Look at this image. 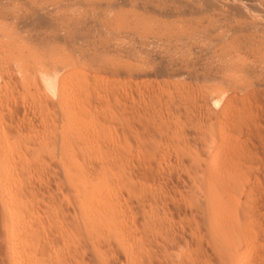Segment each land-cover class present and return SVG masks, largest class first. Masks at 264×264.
I'll use <instances>...</instances> for the list:
<instances>
[{"label": "rangeland", "instance_id": "rangeland-1", "mask_svg": "<svg viewBox=\"0 0 264 264\" xmlns=\"http://www.w3.org/2000/svg\"><path fill=\"white\" fill-rule=\"evenodd\" d=\"M95 15H97L98 17L97 19L94 17ZM117 15L119 16L114 17ZM112 17L113 19L115 18V20L112 19V22L108 23L106 26L101 25L102 23L99 22L101 21L100 19L105 20ZM90 18H93L91 19L92 21L90 20ZM116 18L119 19L116 20ZM85 19H87L88 25L84 24L86 23ZM119 20L122 21L123 23L120 22ZM88 21L90 22L88 23ZM93 24H98V25L96 26ZM112 24H114V26ZM82 25H84V27H82ZM7 26L9 28H13L14 30H16L17 28L19 29L14 31L15 35L14 32L10 34L11 32L9 33L8 31H6L8 29ZM86 26H88V29ZM90 27L94 29V31ZM133 27H135L137 30L135 28L134 30ZM109 28L110 29L112 28L111 31H109L110 30ZM128 30L129 32H127ZM108 34H110V36ZM12 36L14 37L12 38ZM263 39H264V0H0V132L2 131L5 124V117H4L5 107L12 98H16V100L18 101L19 111H22L24 109L23 104L24 107L26 105L27 107L31 106L32 99L30 96H32L31 95L32 93H30V95L28 94L29 91H31V89L33 90V86H36L35 84H37V82L38 83L40 82L41 79L40 71L41 72L47 71L46 74L52 75L53 84L59 83L57 85L58 87L56 86V84L54 85L52 84L53 91H56L57 89L58 90L64 89L65 91L73 93L76 90L77 85H81L82 82L80 80L82 79L83 80L82 85L85 84L84 85L85 87H89L91 88L90 91H93V93L91 92L92 93L91 98L93 99V101L98 100L97 96L100 94L99 95L100 99L98 100L100 101L99 103L101 104L100 107L98 103V107H95L89 114L88 113L86 114L84 112V115H81L80 117L81 119L79 118L78 120L79 122L77 121L79 126L75 125L76 122L74 123V126H78L79 130L85 129L84 131L86 130L90 131L95 129L97 125H99L102 122L103 117H105L106 115L105 114L106 111H108L107 114L109 113V110L105 106V103L102 102L105 101V99H107V98L104 99V95L105 97H107L106 96L107 94L109 96L116 94V96L124 97L125 94L128 93V90L131 89V87L129 86H132V84L134 87L137 86L138 88L140 87L141 90L143 89V91L147 90L152 92L156 89L160 90L161 86L163 88L166 85L164 84L166 83V81H171V82L173 81V83H175L176 86L178 84L177 86L178 88L182 86V84L190 83V85L191 84L193 85L192 86L193 88L192 87L191 88L192 91H194V93L196 94V95L194 94L196 96L195 97L196 99L194 98V101L197 100V104L195 105L193 104V106H191L192 108H190L193 110L191 111L188 109V111L191 112L195 111L193 112V114L197 116H200L204 112L203 116L205 118H208L209 122L211 120H214L211 121L212 124L213 122L214 124H216L222 121L225 123V126L227 127L224 134L223 148H221V156L218 160V163L220 162L221 164L226 163L229 166V168H225L226 175L223 178L224 183L231 187H236L237 184L242 186L243 187L242 194L241 192L238 191L237 196L241 194L243 197L242 196L239 197L243 199L250 198L249 200L251 201L253 200V202L255 201L254 203H256L257 206H259L258 207L259 210L257 209V212H259L258 214L260 216L261 224L255 227L257 237H256V241L254 242L252 241V242L258 249V255L254 259L255 263L264 264V258H263L264 257V40ZM134 44L137 46H135ZM140 45L142 46V48ZM124 46H132L133 48L135 47V51L137 53L136 55H138V57H140L139 55H141V57L148 55L151 56V58L154 56L150 60V62H152V60L154 61V59L155 61L159 59L158 63L160 64V66L161 65L164 66V64L166 65V63L173 64L174 62L175 63L174 65H177L179 63V65H177V69L175 68L176 71L174 70V74L176 72V75L171 76L166 73H163L160 75L159 74L156 75V77L155 76L152 77L153 75L152 76L149 75L148 78L147 77L144 78L142 76L140 77L139 75L137 76V74H133V73H131L132 74L131 75L129 71H127L126 69H117V67L114 65V63H116L115 59H117L116 58L117 56L119 57L118 50ZM104 49L107 50L104 51ZM43 51L44 53L45 52L47 53L44 54ZM106 51L108 52L110 51L109 53L112 55H114L115 53L118 54L117 55L115 54L116 56L114 55L115 56L114 58H110L109 54H107ZM99 52H100L99 56H101L100 57L101 59H99V56L97 55L99 54ZM91 53L93 57H95V59H93ZM55 54L57 55V57ZM104 54L108 57L106 58ZM70 59L71 62L69 64ZM105 59L107 62H105ZM110 59L111 61H113V64H111L112 62L110 61ZM171 60H173V62ZM35 61L36 63L39 62L40 65L39 63L36 64ZM40 61L43 62V65L42 62ZM23 63L24 65H22ZM31 63L33 66L35 65L36 67L31 66ZM73 63L75 64V67L72 68L71 64ZM109 63L110 65L106 67ZM185 63L187 64L185 65ZM49 64L51 65L48 66ZM100 64L101 65L103 64V66H101L102 68L99 67ZM181 64L183 65L180 66ZM38 65L39 66L42 65V67H39ZM46 65L48 66V68ZM68 65H70L71 67ZM112 65L116 69L113 68ZM221 66L222 67L224 66L225 68L223 67L224 68L223 69ZM37 67L41 69L38 71ZM66 67H68V69H66ZM81 68L85 69V72L87 73L85 76H84L85 72H83L84 74L81 75L82 73ZM99 68L101 69V72H99L100 71ZM109 68H111V70ZM48 70H52V71L48 73ZM78 70H80V72H78ZM209 71L212 73L211 74L212 76L209 75L210 74ZM32 73H35V75L37 74V76H35ZM203 73L208 74L209 77L206 74H204L203 76ZM32 75L35 78L37 77L36 78L37 80ZM28 76H32L33 78L30 77L32 78V80L29 79ZM54 76L55 78H57L55 80L56 82H54L55 79ZM85 78L86 79L88 78L87 81H85ZM33 79H35L36 83L33 81ZM88 82H90V85L93 84L92 87L89 86ZM107 83L108 85L106 86ZM220 85L228 92L227 93L228 96L226 95L227 97L224 100L220 101L219 104H217L213 100L207 103L209 106L203 103L204 97L205 99L209 98V93L215 88L214 86L220 87ZM97 86L99 89L97 88ZM112 87H114V89ZM124 87L125 88L128 87L127 88L128 90H126ZM109 88H112L113 90L112 89L109 90ZM118 88L119 89L121 88L120 91L118 90ZM93 89H95V91ZM116 90L117 93L119 94L116 93ZM34 91L35 88L31 92ZM50 91L48 90L52 99H56L55 94L52 93L53 91L52 92ZM109 91L111 92L110 94ZM26 94L27 96H25ZM101 96L103 98H101ZM183 96L185 97V95L182 94L180 98H182ZM231 97L233 98V100ZM176 98L179 99V95H176ZM24 99H26L25 103H22ZM200 99L202 101H200ZM232 101L233 104L235 103L234 105L232 104ZM236 101L238 102L240 101L241 105L238 104V102ZM226 103L228 104L225 105ZM242 103L243 104L245 103L246 105L245 104L243 105ZM199 104H201V106ZM229 104L230 105L232 104V107L229 106ZM238 105H240L241 107ZM202 106H204V108ZM224 106L229 107L227 109L228 114H226L227 111L225 113H221L219 111ZM97 108L102 110L100 111ZM203 109L204 111L202 112ZM182 110H183L182 114L184 113V115L181 116V114L179 113ZM206 110L208 112L209 110L210 111L212 110L213 112L212 113L209 112V114L211 113V117L213 114V118L216 115L215 116L216 119L215 118L213 119L210 116H208L207 115L208 112ZM215 110H216V114H214ZM217 112L219 115L217 114ZM185 113L186 111L184 109H180L177 114L180 115L182 119H184ZM222 119H224L225 121ZM237 120L240 122L242 121L245 125L244 127L242 126V129L235 131L232 129L233 126L232 124H234L235 121L237 122ZM106 122L107 124L105 123L106 124L105 129L107 130H104V132H102V134L99 135V137L97 138L99 140L95 138V141H93V142H97V144L100 143L102 147L110 146L109 144L113 142L112 138L114 139L115 136V134L111 133L112 132V128H110L111 124H108L111 123V121L108 122L107 120ZM227 125H230L231 128L230 126ZM72 126L71 127L67 126L64 131L67 130L68 132H70ZM200 143L202 144L203 142ZM202 149H203L202 151H204L205 149L204 156L209 157L211 155V153L208 150V146H203ZM49 155L50 154L45 155V159H44L45 162H43L45 163V165L42 166L43 163H41V165L39 166V164L33 163L34 165L36 164V166L38 165L39 167L33 165H28V166L26 165L24 167L19 157L8 156L9 159L8 158L6 159L7 161L6 165H8L7 168L10 169L12 168L13 171L16 168L18 170L20 168H35L36 170L33 169L28 172L31 173L33 171L34 174H36L35 171H37V168L41 167L40 168L41 172L37 174V176H35L34 174L33 176L31 175L33 180L32 185L34 187L30 186L29 184L30 182H28L27 179L25 180L24 176L22 178L20 176V178L23 181V184L25 186L27 185L26 187H28L29 184L30 189L29 187L28 189L24 187L21 193L22 195L20 194L19 196L17 195L18 198L14 199L16 201L12 200L9 202L10 206L11 204L15 205V202L16 204H18L19 202V206L18 205L17 206L18 207L23 206V208H20L22 211L26 210V212L24 211V213H26L24 216H26L27 218L23 216V218L25 219L22 222L28 224L29 226L28 225L27 226L32 231L34 229V232L36 231L35 232L36 236L38 234V237H36L34 233H31V237H29V239L32 241V239L34 240L35 238V244L33 245L34 249L36 248L37 250L40 247V243L41 246L44 247V248L40 247L38 249L37 257L40 256L41 259L42 258L41 256L43 255V258H45L46 261H48L47 264H50L51 261L49 260H51V258H48L49 257L48 254L50 253V250L52 249L50 254H52L51 256H53L54 252L52 251L57 249V247L58 249L59 247H61L59 250L58 249L55 250V254H60L61 252H64L65 255L67 256L65 258V261H67L68 264H143V262L145 264L146 262L144 261V259L146 258L144 257H146V255H144L143 253L145 252L144 251L145 242H144V233L142 232L143 219L141 218L142 217L141 214H139L138 216L137 212L139 211L137 210L139 209V207L137 202L132 200L133 197L131 198L132 204L130 203V205L131 207L136 205V207L138 208L135 209V206L132 207V209L134 208L135 210L134 212L136 213L133 214V216L135 217V218L133 217L135 219L133 221L134 222L133 224L136 230L138 228H141V231L138 229L139 232L138 231L136 232L134 227H131V229H129L131 230L130 231L131 234H130L128 232L129 231L128 229L126 231L125 229L122 228L121 230L122 235L123 232L125 231L126 232L124 233V235H126L127 233L129 235L128 234L127 236L123 235L124 238H122L121 241H120V237L118 236L114 237V235L111 236L102 235L103 237L102 236L98 237L94 235L95 239L93 238V240H90L91 238L90 236H88L89 235L88 232L90 231V228L84 229L85 226L81 220L82 217L80 214V210H78V207L75 203L74 185L70 184L71 182H69L67 176H65V172L63 171L62 167L58 162L57 159L58 157L54 158L53 155L50 156ZM107 158L108 159L110 158L109 154L107 155ZM78 160H79L78 161L79 166L77 165V167L79 168V179H80L79 189L83 188L84 186L87 187V191H88L87 202H89L90 200L89 203L91 204L92 203L100 204L107 208L110 207L112 203L111 191H110V185L112 184L111 168H108L106 166H104L103 168L101 165H98L97 163H94L96 165L90 167L89 165L91 164V162H97V158L96 157L94 158L93 155H90L89 152L82 154L79 153ZM51 163L53 165H51ZM74 165L72 168H76V166ZM42 167L45 168V170H43ZM135 169L138 170V168ZM164 169L165 171L168 170L171 171L172 174L174 173L173 176L175 177L172 178L173 180L172 179L168 180L167 178L165 180V177H160L161 180L158 179L156 181H152L153 187H155V189L157 188L159 192L162 191L165 192V190L170 191L167 192L169 194L171 193L170 194L171 198L174 197L173 200L181 204L187 202V200L195 201V200H205L207 198L208 196L207 189L206 187L204 188L203 185H201L200 187H193L190 189V187L188 185L185 186V184L181 180L179 181L177 180L176 171L179 169L181 174V172L184 170L183 172L185 174L187 172L186 170L187 168H183V169L164 168ZM188 169L193 170L192 168H188ZM25 170L26 169H24V171ZM47 179L49 180V182H47L48 181ZM139 180L140 179L138 178V181L136 179L134 182L137 185H139ZM15 181L11 180L10 185L8 184V187H6L7 189L9 188V192L15 191L16 185L18 183ZM26 181L28 182V184ZM172 181H174V183H172ZM92 183L95 184L96 186L95 185L92 186ZM136 184L134 185L135 187L137 186ZM37 186L39 188H37ZM161 189L164 190L160 191ZM29 190L31 192H29ZM4 192L5 189L4 191L0 189V264H12V257L14 254L11 251V244L13 243L12 245H15L14 250L15 252L17 251L16 253H18L20 250H22L21 246L24 247V243H22V241L27 242L28 239L26 238L28 236L23 231V229L26 227L25 224H24L25 227L23 229L18 228L20 226L19 224V226L17 225L16 226L17 228H15L17 232H15L16 230H13L10 232L11 234L9 233L8 226L10 225V220L8 215H6L7 212L4 206L5 201L2 198L3 197L2 194ZM122 193L123 195L126 196L125 187H122ZM13 195L14 194L11 195L12 198ZM26 195L27 197L25 198ZM177 198L178 201H176ZM12 202H14V204ZM11 207L13 208V206ZM48 207L49 210L47 209L46 211L45 209ZM30 210H32V212ZM174 210L173 213L175 216L174 215L171 216L173 220L170 217V223L172 221L178 222L180 220L179 217H181L180 215L177 214L178 211L177 210L174 211ZM54 211L55 213L57 212V214H54L53 213ZM38 214L40 220L38 219ZM52 214L56 216L60 215V217L53 218V216H51ZM57 219L60 220L62 225H58L59 222H56ZM126 220L129 222V219ZM77 221L79 222V231L73 229V227H75V224H78ZM136 221L138 226L140 225L139 227H136L135 225ZM38 222L39 224H37ZM23 223L21 224L23 225ZM22 225L20 228H22ZM60 227L63 228V230H61ZM20 230L23 231L24 234L21 233ZM65 230L72 231L73 235L72 234L71 235L74 238L76 237V240L79 239V241L73 240L74 242L73 244L71 239H69L68 235L67 236L63 235V234H67V231L65 232ZM59 231H61V233ZM133 231H135L137 234ZM18 233L19 234L21 233L20 235L23 236L22 239H20L21 236H19ZM134 234L136 235V237H134L135 236ZM139 234H141L142 236ZM24 235L27 237L25 238ZM96 237L98 238L96 239ZM116 237H118L119 239ZM126 237L128 240L126 239ZM142 237L143 239H140ZM62 239L63 242L61 241ZM33 242L34 241H32V243ZM61 242L64 244H62ZM124 243H125V247L124 245H122ZM248 243H250L248 239L245 238L240 239L239 248L241 249V251ZM72 245L74 249L72 248ZM19 247H21L20 250ZM65 247H69V248H65ZM64 249L65 250L67 249L66 250L67 252H65ZM155 249L156 248H154V250ZM184 249L185 250L182 251L180 250L182 253L181 256L179 255L180 252H178V254L177 253L175 254V257L178 258V256H180V258L182 257L185 258L186 255L188 257V255H190V252H188L189 253L188 254L185 251H189V250L186 248ZM207 249L208 251L206 250V252L202 253L203 258L204 256H206L205 258L212 260L213 264H217L218 257H217V253L215 252L216 250H213V248L210 246ZM154 252H156L155 253L156 255L151 252L152 254L151 258L153 259L152 260L153 262H156V260L158 259V255L161 251L155 250ZM67 253L70 256H68ZM65 261L62 262L64 264H67ZM21 264H28V263L26 260H24V262H22Z\"/></svg>", "mask_w": 264, "mask_h": 264}, {"label": "bare ground", "instance_id": "bare-ground-1", "mask_svg": "<svg viewBox=\"0 0 264 264\" xmlns=\"http://www.w3.org/2000/svg\"><path fill=\"white\" fill-rule=\"evenodd\" d=\"M94 14H96V13H94ZM118 16L119 15L114 16V17H118ZM94 17L96 19L98 18L97 15H95ZM93 18H90V20ZM112 19H113V17L109 18V19H105V20L100 19L101 21H99V22L102 23L101 25L106 26L108 23L112 22ZM117 19H119V18H116V20ZM85 20H86L85 21L86 23H84V22L83 23L88 25L87 19H85ZM113 20H115V18ZM119 21H116V22H119ZM89 22L90 21H88V23ZM120 22H122V21H120ZM98 24H93V25L97 26ZM112 25L114 26V24H112ZM130 25H131V23H130ZM130 25H128V26H130ZM133 25H134V23H133ZM109 26H110V24H109ZM10 27H11V25H10ZM25 27H23V28H25ZM82 27H84V25H82ZM86 27L88 29V26H86ZM134 28L135 27H133V29ZM17 29H19V28H17ZM105 29H104V31H105ZM111 29L109 31H111ZM16 30L8 27V29L6 31H8L9 33L11 32L10 34H12ZM92 30L94 31V29H92ZM101 31H102V28H101ZM127 32H129V30ZM3 35H4V33H3ZM14 35H15V32H14ZM108 35L110 36V34H108ZM13 37L14 36H12V38ZM135 46H137V45H135ZM141 48H142V46H141ZM101 50H102V48H101ZM101 50H100V52H101ZM105 50H107V49H104V51ZM118 51H119V57L118 56L116 57L117 58V59H115L116 63H114V65L117 67V69H126L127 71H129L130 74L131 73L137 74V76L139 75L140 77L142 76L144 78L145 77L148 78L149 75L150 76L153 75L152 77H154V76L156 77V75H158V74L160 75L163 73H166V74L171 75V76L176 75V72L174 74V70L176 71L177 65H179L178 62H177L178 64L176 63L177 65H174L175 63L173 62V60H171L173 62V64L168 63L169 64L168 65L166 63V65L164 64V66L163 65L160 66V64L158 63L159 59H157V61H155V59H154V61L152 60V62H150V60L154 56L151 58V56H148V55H145L143 57H141V55H139L140 57H138V55H136L137 53L135 51V47L133 48L132 46H124L121 49H119ZM100 52H99V54H97L98 56L100 55ZM109 52L106 51V53L109 54L110 58H114L118 54V53L117 54L115 53L116 55L114 54L115 55L114 56V55L110 54ZM38 53H39V51H38ZM43 53H44V51H43ZM45 53H47V52H45ZM91 55H92V53H91ZM65 56H66V54H65ZM72 56H74V55H72ZM105 56H103V57H105ZM56 57H57V55H56ZM56 57H54V58H56ZM92 57H93V55H92ZM100 57L101 56H99V59H101ZM107 57L108 56H106V58ZM156 57H158V56H156ZM71 59L69 60V64L71 62ZM93 59H95V57H93ZM90 60H91V58H90ZM36 61H38V60H36ZM36 61H35V63H36ZM110 61H111V59H110ZM206 61H205V63H206ZM209 61H211V60H209ZM40 62H42V61H40ZM72 62H73V60H72ZM102 62H103V60H102ZM105 62H107L106 59H105ZM111 62H112L111 64H113V61H111ZM182 62H184V61H182ZM202 62H204V61H202ZM38 63H36V64H38ZM47 63H48V61H47ZM44 64H45V62H44ZM83 64H84V62H83ZM103 64L102 65L100 64L99 67L103 66ZM105 64H107V63H105ZM186 64L187 63H185V65ZM22 65H24V63ZM39 65H40V63H39ZM42 65H43V62H42ZM42 65L39 67H42ZM50 65L51 64H49L48 66H50ZM57 65H58V63H57ZM109 65H110V63L106 67H108ZM182 65L183 64H181L180 66H182ZM31 66H33L32 63H31ZM48 66H47V68H48ZM66 66H67V64H66ZM68 66H70V65H68ZM71 66L73 68V67H75V64L73 63V64H71ZM81 66H82V64H81ZM106 67H105V69H106ZM95 68H96V66H95ZM111 68H109V69L111 70ZM113 68H115V67L113 66ZM190 68H191V66H190ZM40 69L38 68V71ZM66 69H68V67H66ZM83 69L81 68V70H82L81 75H83L84 74L83 72H85V69H84V71H83ZM88 69H90V68H88ZM182 69H183V67H182ZM51 71L52 70H48V73ZM78 72H80V70H78ZM99 72H101V69ZM35 73H32V74L35 75ZM46 73H47V71L46 72L40 71L41 79H40L39 83L37 82V84H35L36 83L35 79L37 77L35 78L32 75L35 78V79H33V81L35 82L34 84L36 86H33V90L35 88V91L31 92V91H33L31 89V91H29V94H28V95H30V93H32L31 94L32 96H30L32 99V104L30 107H27V105L24 107V104H23L24 109L22 111H19L18 101L16 100V98H12L7 103V105L5 107V111H4L5 124H4L2 131L0 132V189L3 191L5 189V192L2 194L3 195L2 198L5 201L4 206H5L6 212H7L6 215H8L9 220H10V225L8 226V231L10 233L11 231L16 230L15 229V228H17L16 226L17 225L19 226V224H20V226L18 228L23 229L26 226L24 228L25 230L23 229V231L28 236L27 237L24 235L25 238L27 237L26 239H28L27 242L21 240L22 243H24V247L23 246H21L22 248L19 247V250H20V248L22 250H20V251L18 250L19 251L18 253H16L17 251L15 252V250H14L15 245H12L13 243L11 244V251L14 254L12 257V264H21L22 262H24V260H26L28 264H47L48 261H46V259L43 258V255L41 256L43 259L42 258L40 259V256L37 257V251L40 247H42L41 243H40V247L39 248L37 247L38 249L36 250V248L34 249V246H33L35 244V238H34V240L31 238L32 241H34L33 243L29 239V237H31V233L35 234L36 231L34 232V229L31 227L33 229V231H32L28 227L29 226L28 224H25L22 222L25 219V218H23V216L26 214V213H24V211L26 212V210L22 211L20 209V208H23V206L18 207L19 202H18V204H16V202H15L16 206L11 204V206H13V208L9 205L10 201H12V200L16 201L14 199L18 198L17 195L18 196H19V194L22 195L21 194L22 190L24 189V187L27 186V185L25 186L23 184V181L21 179L23 176H24L25 180L27 179L28 182H30L29 183L30 186L31 187L33 186L32 185L33 180H32L31 175L33 176L34 172L32 171L31 173H29L28 171H31L35 168H20L19 170L16 168L13 171L12 168L11 169L7 168L8 165H6L7 164L6 159L8 158V156L9 157L10 156L11 157L12 156L19 157L21 159L24 167L26 165L27 166L28 165L36 166V164L34 165L33 163H37L40 166L41 163L45 162L44 159H45V155H47V154L53 155L54 158L58 157L57 158L58 162H59L60 166L62 167L63 171L65 172V176H67L68 181L71 182L70 184L74 185L75 203L78 207V210H80V214L82 217L81 220L85 226V227L83 226L84 229L90 228V231L88 232L89 233L88 236H90V238H91V239L89 238L90 240H93V238L95 239L94 235L98 236V237L102 236V235H104V236L105 235H110V236L114 235V237L115 236L120 237V241H121L122 238H124V236H127L128 233L126 235H124V233L127 231V229L129 230V229H131V227H134V229L136 230V228L133 224L134 223L133 221L135 220L134 219L135 217L133 216V214H136V213L134 212L135 210H134V208L132 209V207L135 206V209L137 207H136V205H134V203H133L134 206L131 207V205H130L132 200H134L135 202H137L138 207H139V209L137 208L138 209L137 211L140 212V213L137 212L138 216H139V214H141V216H142L141 218L143 219L142 220L143 221V224H142V230L143 231L142 232L144 233V242H145V249H144L145 252H143L144 255H146V257H144V258H146V259H144V261L146 262L145 264H213L212 260L205 258L206 256H204V258L202 256L203 252H206V250L208 251L207 248L209 246L212 247L213 250H216L215 252L217 253V257H218V263L217 264H259V263H255V261H254L255 257H257V255H258V249L253 244V242L256 241V237H257L255 227H257L259 224H261L260 216L258 214L259 212H257V209L259 206H257L256 203H254L255 201L253 202V200L252 201L249 200L250 198L243 199V198L239 197V196H242L241 195L242 191H243L242 186L237 184L238 187L237 186L231 187V186H228L224 183L223 178L226 175V169L225 168H229V166L226 163H222V164H221V162L218 163V160L221 156V148H223L224 134H225V130L227 127L225 126V123L222 121H220L216 124H214V122H213V124L211 123V121H214V120H211L209 122V119L205 118L203 116L204 109L202 110L203 113L200 116L193 114V112H195V111L191 112L193 110V109H190V108H192L191 106H193V104L194 105L197 104V100L194 101L196 94L194 93V91H192V88H193L192 84L191 85H190V83L182 84V86H180L178 88L177 87L178 84L176 86V84L173 83V81L172 82L166 81V83H164L166 85L163 88L161 86L160 90L156 89L152 92L147 91V90L143 91V89L141 90L140 87H139L140 88L139 89L138 86L134 87L132 84L133 87L129 86V87H131L130 90L127 89L128 87H126V88L124 87L126 90H128V93H126L124 97L116 96V94L115 95L113 94L110 96L107 94L106 95L107 97H105V95H104V99L105 98H107V99H105V101H102V102L105 103V106L108 108L109 113L107 114L108 111L105 110L106 111L105 117H103L102 122L100 121L101 123L99 125H97V127L95 129L90 130V131H87V130L84 131L85 129L79 130V127H78L79 124L77 123V121L79 120L81 115H84V112L86 114L87 113L89 114L95 107H98V103L100 102V101H98L100 99L99 98L100 94L98 93L99 94L97 96L98 100L93 101V99L91 98V94L93 93V91H90L91 88L85 87L84 86L85 84L82 85V83H83L82 79L80 80L82 82L81 85H77V88L73 93L65 91L64 89L63 90L57 89L58 91L57 90L53 91V86H52L53 77H52V75H49ZM209 73H210L209 75L212 74L210 71H209ZM86 74L87 73L85 72L84 76ZM204 74H206V73H203V76H204ZM206 75L208 76V74H206ZM32 76H28L29 79L32 80V78H33ZM35 76H37V74ZM30 77H32V78H30ZM58 77H60V76H58ZM54 78H55V76H54ZM56 79L57 78L54 79V82H56L55 81ZM87 79L85 78V81H87ZM112 81H113V79H112ZM130 81H131V79H130ZM54 84H56V86H57L59 83L58 84L54 83ZM88 84L90 87H92V85H93V84L90 85V82H88ZM120 84H121V82H120ZM28 85H29V83H28ZM107 85H108V83L106 84V86ZM110 85H111V83H110ZM136 85H137V83H136ZM214 87L215 88L211 92L209 91L210 92L209 98L205 99V97L203 96L204 97L203 103L207 104L209 101L213 100L214 102L219 104L220 101L224 100L228 96L227 95L228 92L224 88H222L221 85H220V87H216V86H214ZM55 88H54V90H55ZM97 88H98V86H97ZM112 88L114 89V87H112ZM112 88H109V90ZM245 88H247V87H245ZM47 89L49 91L51 90L50 92L53 91L52 93L55 94L56 99H52V97L50 96ZM95 89H93V90L95 91ZM120 89L118 88L119 91H120ZM123 91H124V89H123ZM25 92H27V91H25ZM107 93H108V90H107ZM110 93L111 92L109 91V94ZM116 93H117V90H116ZM117 94H119V93H117ZM180 94L185 95V97L183 96L184 98L183 97L180 98V96H181ZM176 95H179V99L176 98ZM25 96H27V94ZM55 96H54V98H55ZM92 97H93V95H92ZM101 98H103V97L101 96ZM229 98H230V96H229ZM238 98H240V97H238ZM25 100L26 99H24L22 103H25ZM232 100H233V98H232ZM200 101H202V100L200 99ZM236 102H238V101H236ZM201 104H199V105L201 106ZM227 104L228 103H226L225 105H227ZM232 104H233V101H232ZM232 104L231 105L229 104V106L232 107ZM238 104H240V101L238 102ZM100 105L101 104L99 103V107H100ZM240 105H238V106H240ZM196 107H198V106H196ZM202 107L204 108V106H202ZM217 107H218V105H217ZM101 108H104V107H101ZM228 108H229L228 106H224L219 111L221 113H225ZM180 109H184L186 111L184 119H182L180 117V115L177 114ZM188 109L191 111H188ZM195 109H197V108H195ZM98 110H100V109H98ZM98 110H97V112H98ZM182 112H183V110L179 113V114H181V116L184 115V113L182 114ZM209 112L212 113L213 111L209 110ZM209 112L207 115L211 117V113L209 114ZM100 113H97V114H100ZM196 113H198V112H196ZM214 114H216V110H215ZM217 114H218V112H217ZM226 114H228V111ZM215 116H214V118H215ZM223 117H224V115H223ZM211 118H213V114H212ZM99 120H98V122H99ZM107 120H108V122L111 121V123H108V124H111L110 128H112V132L111 131L110 132L115 134V136H114V139L112 138L113 142L112 141H111L112 143L110 142L111 143V144H109L110 146L102 147L100 145V143L97 144V142H93V141H95V138L97 139L99 137V135H101L102 132H104V130H107V129H105L106 124H107V122H106ZM222 120H224V119H222ZM75 122H76L75 125H78V126H74ZM232 125H233L232 129L235 131H238L239 129H242V126L244 127L245 124L242 121L240 122L237 120V122L235 121L234 124H232ZM67 126H69V127L72 126V128L70 129V132H68L67 130H66L67 132L64 131ZM227 126H230V125H227ZM230 128H231V126H230ZM105 137H107V136H105ZM97 140H99V139H97ZM200 142H203V143L201 144ZM203 146H208V150L211 153V155L209 157L204 156V151L206 148L204 149V151H202ZM88 152L90 153V155H93L94 158L95 157L97 158V162H91V164L89 165L90 167L96 165L94 163H97L98 165H101L103 168H104V166L111 168L112 184L110 185V191H111L112 203H111L110 207H108V208L104 207L103 205H100V204H93V203L91 204V203H89L90 200H89V202H87V192H88L87 187L84 186L83 188H81L82 190L79 189V180L80 179H79V168L77 167V165L79 166V162H78L79 161L78 160L79 153L82 154V153H88ZM108 154L110 157L109 159L107 158ZM105 156H106L107 160L105 159ZM85 164H86V162H85ZM43 165H45V163H43L42 166ZM51 165H53V164L51 163ZM73 165L76 166V168H72ZM40 168H37V171L39 169L38 172L35 171L36 172V174H34L35 176H37V174H39L41 172ZM135 168H138V170ZM164 168H168V169L169 168H171V169L172 168H177V169L178 168H180V169L181 168L182 169L187 168L186 169L187 172L185 174L183 172L184 170L182 171L183 174H182V172L180 174L179 169L176 171L177 180L178 181L181 180L185 184V186L188 185L190 187V189L193 187H200L201 185H203L204 188L206 187V189H207V195H208L207 198L205 200H195V201L187 200V202H184V199H183L184 203L181 204L179 202H175V200H173L174 199L173 196H172L173 198H171V196H170L171 193L170 194L168 193L170 191L167 190L168 191L167 192L165 190V192H164V191H162L164 189H161L160 191H162V192H159V190H157V188L155 189V187H153L152 181H156L158 179L161 180L160 177H165V180H166V178L169 180V179H172L173 177H175V176H173L174 173L172 174V172L169 170L165 171ZM188 168H192L193 170L188 169ZM24 169H26V170L24 171ZM42 169L45 170V168H43V167H42ZM20 176H21V178H20ZM138 178L140 179L139 185H137L134 182L136 179L138 181ZM10 179L14 180V181L16 180L15 182H18L16 185V189L13 192L12 191L9 192V188L8 189L6 188V187H8V184L10 185V182H11ZM42 180H43V178H42ZM28 182H27V184H28ZM47 182H49V180ZM168 182H170V181H168ZM93 183H92V186L95 185ZM134 183L137 185L136 187L134 186L135 185ZM172 183H174V181H172ZM29 184H28V187H29ZM28 187H26V188L28 189ZM122 187H125L126 196L123 195V193H122ZM37 188H39V187L37 186ZM94 188H96V187H94ZM94 188H93V190H94ZM240 188H241V190H240ZM29 189H30V187H29ZM31 190H32V188H31ZM47 191H49V190H47ZM238 191L241 192V194L239 196H237ZM29 192H31V191L29 190ZM34 193H35V191H34ZM12 194H14L13 198L11 197ZM8 197H11V198H8ZM26 197H27V195L25 196V198ZM131 198H132V200H131ZM45 199H46V197H45ZM22 201H23V198H22ZM176 201H178V198ZM256 202H257V200H256ZM12 203L14 204V202H12ZM47 209L49 210V207L46 208L45 210L47 211ZM174 209H176L178 211L177 214L180 215L181 217H179L180 220L178 222L172 221L174 223H172V222L170 223V217L174 215V213H173ZM34 210H35V207H34ZM176 210H174V211H176ZM30 211L32 212V210H30ZM30 211H29V213H30ZM33 213H34V211H33ZM53 213L57 214V212L55 213V211ZM60 215H57L58 216L57 217L56 215L52 214L51 216H53V218H59ZM24 217H26V216H24ZM174 218H176V217H174ZM38 219H39V214H38ZM126 219H129V222ZM171 219H172V217H171ZM46 220H47V218H46ZM31 221H32V219H31ZM56 222H59L58 225H62L60 220L57 219ZM6 223H7V221H6ZM21 223H23V225ZM24 224H25V226H24ZM37 224H39V222ZM21 225H22V228H20ZM36 225H35V227H36ZM135 225H136V227L140 226V225L138 226L137 221H136ZM31 226H33V225H31ZM62 227H64V226H62ZM122 228L126 230V231L124 230L125 232H123L124 236L122 235V232H121ZM73 229H76L77 231H79V222H78V224H75V227H73ZM134 229H132V230H134ZM138 229L141 231V228H138ZM138 229L136 230V232L138 231ZM61 230H63V228H61ZM91 230H92V232H91ZM23 231L20 230L21 233H23ZM66 231L67 230H65V232ZM130 231L131 230H129L128 232L130 233ZM15 232H17V230ZM59 232L61 233V231H59ZM63 232H62V234H63ZM133 232H135V231H133ZM90 233H92V234H90ZM20 234H19V236H21ZM28 234H30V235H28ZM71 234H72V231L68 230L67 234H63V235L64 236L68 235L69 239H71V241L73 242V240H76V237L74 238L72 236L73 234L72 235ZM141 234H139V235H141ZM13 236H12V238H13ZM35 236H36V234H35ZM22 237L23 236H21V238L20 237L19 238L22 239ZM36 237H38V234ZM98 237H96V239ZM118 237H116V238H118ZM134 237H136V235ZM134 237H133V239H134ZM66 238H68V237H66ZM242 238L248 239L250 241V243H248L244 247V249L241 251V249L239 248V245H240L239 241ZM126 239H127V237H126ZM129 239H130V236H129ZM140 239H143V237ZM16 240H18V239H16ZM23 240H24V238H23ZM77 240L79 241V239H77ZM11 241H12V239H11ZM61 241L63 242V239ZM52 243H54V242H52ZM62 244H64V243H62ZM73 244H74V242H73ZM126 244H128V243H126ZM122 245H124V247H125V243ZM31 246H33V247H31ZM132 246H133V244H132ZM35 247H36V245H35ZM63 247H64V245H63ZM63 247H62V249H63ZM42 248H44V247H42ZM60 248L61 247H59V249ZM65 248H69V247H65ZM72 248L74 249L73 245H72ZM154 248H156L155 250L161 251L158 255V259L156 260V262H153L152 261L153 259L151 258V256H152L151 252L154 254L156 253V252H154L155 251ZM184 248L189 250V251H185V252H187V253L190 252V255H188V257L186 255L185 258H183V257L180 258L181 254H182L181 251L185 250ZM57 249H58V247H57ZM57 249H55V250H57ZM51 250H50V253H51ZM55 250L52 251V252H54V254H55ZM66 250L64 249L65 252H67ZM44 251H45V249H44ZM56 252H58V251H56ZM73 252H74V250H73ZM178 252H180V254H179L180 256H178V258H176L175 254L176 253L178 254ZM40 253H41V251H40ZM68 253H67V255H68ZM97 253H99V252H97ZM49 254H48V256H49L48 258H51V260H49V261H51L50 264H52V262H53V264H56V263L57 264H64L62 261H65V258L67 257L64 252H61L60 254H55V256H54V254H53V256H51L52 254H50V255ZM206 255H207V253H206ZM68 256H70V255H68ZM261 260H262V258H261ZM65 262L67 263V261H65ZM143 264H144V262H143Z\"/></svg>", "mask_w": 264, "mask_h": 264}]
</instances>
